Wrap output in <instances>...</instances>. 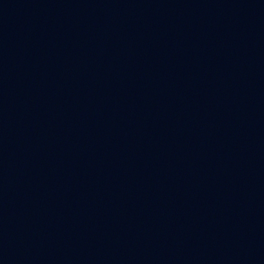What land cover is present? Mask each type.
<instances>
[{
    "label": "water",
    "instance_id": "1",
    "mask_svg": "<svg viewBox=\"0 0 264 264\" xmlns=\"http://www.w3.org/2000/svg\"><path fill=\"white\" fill-rule=\"evenodd\" d=\"M0 264H264V0H0Z\"/></svg>",
    "mask_w": 264,
    "mask_h": 264
}]
</instances>
